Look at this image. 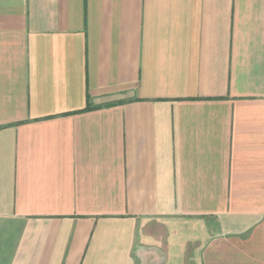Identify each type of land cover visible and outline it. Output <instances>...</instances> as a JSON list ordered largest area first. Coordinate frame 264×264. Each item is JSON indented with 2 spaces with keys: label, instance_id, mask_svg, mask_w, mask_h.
<instances>
[{
  "label": "crops",
  "instance_id": "1",
  "mask_svg": "<svg viewBox=\"0 0 264 264\" xmlns=\"http://www.w3.org/2000/svg\"><path fill=\"white\" fill-rule=\"evenodd\" d=\"M0 264H264V0H0Z\"/></svg>",
  "mask_w": 264,
  "mask_h": 264
},
{
  "label": "trees",
  "instance_id": "2",
  "mask_svg": "<svg viewBox=\"0 0 264 264\" xmlns=\"http://www.w3.org/2000/svg\"><path fill=\"white\" fill-rule=\"evenodd\" d=\"M87 108H90V106H89V107H87Z\"/></svg>",
  "mask_w": 264,
  "mask_h": 264
}]
</instances>
